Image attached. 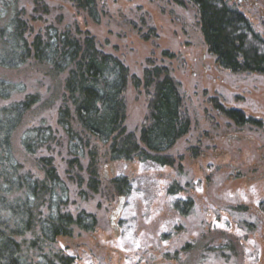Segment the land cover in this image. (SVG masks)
I'll return each instance as SVG.
<instances>
[{
  "label": "rangeland",
  "instance_id": "1",
  "mask_svg": "<svg viewBox=\"0 0 264 264\" xmlns=\"http://www.w3.org/2000/svg\"><path fill=\"white\" fill-rule=\"evenodd\" d=\"M38 1L47 4L49 13L35 12ZM233 1L264 34V0ZM98 3L100 23L71 0H21V7L33 35L51 24L70 29L78 38L89 32L102 50L121 58L133 76L143 78L148 59L169 66L181 84L192 127L166 153L176 158L173 167L139 160L112 161L109 146L92 138L100 181L94 193L88 187L90 155L87 152L81 159L82 169H71L68 141L57 123L64 77L54 79L47 68L34 62L19 70L0 68V79L23 84L26 93L42 97L41 106L27 116L14 140L25 171L42 178L36 160L52 156L70 189L68 211L73 215L86 211L98 220L95 231L77 232L75 239L62 238L58 246L74 256L77 264H264V215L259 210L264 199V131L251 125L238 127L209 102L219 97L227 108L264 121V76L220 68L209 53L192 6L182 7L175 0ZM150 29L156 30L159 39L142 37ZM164 51L175 57H164ZM24 95L10 101L0 99V106ZM125 99L126 126L139 135L148 113L147 93L130 83ZM43 120L58 133L59 144L31 157L20 138ZM196 146L199 158L189 152ZM119 177L130 179L129 195H120L115 188L113 181ZM176 185L182 189L173 195L170 189ZM190 197L195 203L184 216L176 203Z\"/></svg>",
  "mask_w": 264,
  "mask_h": 264
},
{
  "label": "trees",
  "instance_id": "2",
  "mask_svg": "<svg viewBox=\"0 0 264 264\" xmlns=\"http://www.w3.org/2000/svg\"><path fill=\"white\" fill-rule=\"evenodd\" d=\"M71 1L95 23L101 22L98 0ZM175 2L196 10L209 53L220 68L234 74L264 76V34L238 3L233 0ZM37 5L36 13H49L47 4ZM32 30L21 0H0V68L19 70L34 62L47 68L52 78L64 77L65 92L60 97L57 123L68 141L71 169H82L81 159L87 152L90 155L87 171L92 192L96 193L100 187L98 152L92 146V138L109 146L112 161L176 165V158L166 153L190 133L192 122L185 109L181 84L169 66L148 59L143 78H139L131 74L121 58L102 50L89 32L78 38L70 29L61 30L52 24L34 35ZM142 37L159 39L155 29ZM163 56L175 57L168 51ZM130 83L137 89L143 88L149 100L139 135L126 126L125 94ZM23 94L22 99L0 106V264H77V259L66 254L58 242L62 238L75 239L77 232L95 231L98 220L86 211L77 215L68 211L70 189L52 156L36 160L42 178L26 172L18 160L15 136L27 116L41 106L42 97L39 93H26L23 84L0 79L1 100L10 101ZM209 102L238 127L251 125L264 131L263 120L227 108L219 97H211ZM20 142L25 153L35 157L59 144V136L43 120L40 125L25 130ZM189 152L195 158L200 156L198 146ZM79 179L82 186L83 180ZM113 184L120 195L131 192L127 177H119ZM180 189L173 186L170 193L178 195ZM194 203L193 197L179 200L176 208L187 216ZM259 210L264 215V199Z\"/></svg>",
  "mask_w": 264,
  "mask_h": 264
}]
</instances>
